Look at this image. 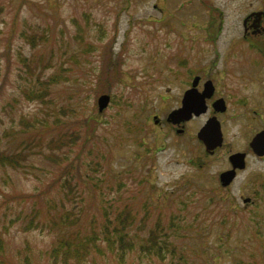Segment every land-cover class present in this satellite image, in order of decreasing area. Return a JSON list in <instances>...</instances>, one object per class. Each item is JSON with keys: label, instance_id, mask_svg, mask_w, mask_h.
<instances>
[{"label": "rangeland", "instance_id": "rangeland-1", "mask_svg": "<svg viewBox=\"0 0 264 264\" xmlns=\"http://www.w3.org/2000/svg\"><path fill=\"white\" fill-rule=\"evenodd\" d=\"M259 9L264 0H0V264H264V159L251 153L230 186L219 181L264 127V58L228 46ZM212 29L205 61L231 73L216 86L229 101L224 143L209 154L198 138L209 113L182 133L167 117L191 82L188 51L211 49ZM102 93L112 98L99 111ZM124 207L138 227L122 250L105 213ZM160 222L170 249L147 255L141 236Z\"/></svg>", "mask_w": 264, "mask_h": 264}, {"label": "flooded vegetation", "instance_id": "flooded-vegetation-1", "mask_svg": "<svg viewBox=\"0 0 264 264\" xmlns=\"http://www.w3.org/2000/svg\"><path fill=\"white\" fill-rule=\"evenodd\" d=\"M243 33L240 36H235L232 38L229 42V47L234 50H238L239 47L242 46V44L247 43L248 46L252 49H254L256 52L260 53L264 58V9H259L257 11H251L249 12L245 18L243 19ZM207 36L210 38L208 42H211L212 48L207 49L204 45L197 46L194 49L191 47V51H188V57L190 61L192 62V67L189 69V74L191 76V82L188 84V86L183 91V95L189 88L192 87L193 82L196 80V91L203 92L206 89V85L210 84L208 87L214 88V94L210 99H208L209 104L214 102L216 99L223 97L226 100H228L227 95L223 93H219V90L217 89V84L219 83H225V81L229 74L227 69H230L227 65L218 66V63L216 61H205L207 56H209L211 53L215 54L217 50V46L214 44L219 35H221V30L219 29H212L207 31ZM213 37V38H212ZM212 39V40H211ZM232 44V45H231ZM220 53V52H219ZM229 58H234V51L229 52ZM225 81V82H224ZM208 113L210 116L215 114V111L212 107L208 109ZM221 113H217V116ZM248 156L249 154L254 152L249 148V150H245ZM255 155V154H254ZM246 156V159H247ZM258 158L264 159V156H258ZM246 166L243 169H237V176L236 178L229 183L228 185H225L221 180L220 183L222 187H228L230 186L239 176L240 172L245 170ZM230 167H227L226 169H229ZM225 169V170H226ZM263 174V173H262ZM264 177V174L262 175ZM257 194V192H256ZM247 198V197H246ZM251 198V197H249ZM244 202H248L244 198ZM250 202H254L252 199ZM248 202V203H250ZM247 203V204H248Z\"/></svg>", "mask_w": 264, "mask_h": 264}, {"label": "water", "instance_id": "water-1", "mask_svg": "<svg viewBox=\"0 0 264 264\" xmlns=\"http://www.w3.org/2000/svg\"><path fill=\"white\" fill-rule=\"evenodd\" d=\"M212 95V90H208L201 95L196 94L193 89L188 90L183 98V105L179 109L174 110L170 113V119L174 123L186 121L193 116L205 112L207 109L206 98ZM111 96L109 94H102L99 99V110L103 111L110 102ZM224 100L220 99L216 101L215 107L218 110H225ZM157 122V120H156ZM200 139L204 141L208 150H213L223 142V133L221 123L216 116L210 118L208 122L198 132ZM252 146L260 153H264V129L258 133L252 140ZM244 153H235L230 156L234 169L225 171L222 173V180L224 183H229L235 174L236 166H244Z\"/></svg>", "mask_w": 264, "mask_h": 264}, {"label": "trees", "instance_id": "trees-1", "mask_svg": "<svg viewBox=\"0 0 264 264\" xmlns=\"http://www.w3.org/2000/svg\"><path fill=\"white\" fill-rule=\"evenodd\" d=\"M110 212H106L105 215L108 216V221L111 220L114 227L109 229V234L115 233L118 237L112 239L110 236H106L104 239L110 241L112 247H117L118 249L124 248L125 243H129L131 249L134 246L133 241L135 240L133 231H135L138 227L135 222V213L130 207H124L121 209H117L116 212H113L114 215L109 216ZM146 218H143L140 228L143 226H147ZM139 233V232H138ZM140 236V234H137ZM143 242L142 249L144 253L148 254H156L158 256H164V251L170 249L171 241L170 234L168 231L164 230L163 226L160 223H157L155 228L148 230L147 235L141 236ZM69 241V240H68ZM82 252V245L80 246L79 251L76 252V258L80 257V253Z\"/></svg>", "mask_w": 264, "mask_h": 264}]
</instances>
